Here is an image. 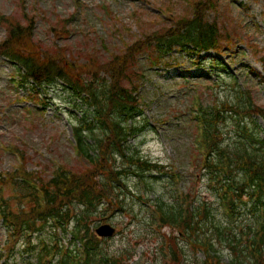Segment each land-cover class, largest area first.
<instances>
[{
	"label": "trees",
	"instance_id": "obj_1",
	"mask_svg": "<svg viewBox=\"0 0 264 264\" xmlns=\"http://www.w3.org/2000/svg\"><path fill=\"white\" fill-rule=\"evenodd\" d=\"M183 1L185 9L178 16L169 6L161 8L169 26L143 32L144 38L126 43L125 51L97 65L67 60L62 46L53 45L46 53L32 50L30 27L9 22L0 56L18 65L21 85L37 101L42 91L56 86L74 97L75 154L83 164L77 171L62 165L49 175L22 168L16 182L0 179V191L11 183L19 202L18 210H8L13 199L4 198V222L20 241L26 237L28 246L33 235L41 233L39 242L26 248L39 256L37 264L47 258L45 264H140L130 249L106 250L107 240L98 237L93 225L115 213L142 209L151 203L144 201L150 195V214L144 210L148 221L171 229L167 236L155 235L161 247L151 252L152 264H264V128L259 123L264 105L253 100L250 88L239 86V77L229 71L231 85L223 81L220 89L225 91L223 99L200 106L201 132L194 154L198 172L191 179L192 188L179 191L178 173L145 155L140 142H131L152 127L137 93L140 86L127 83L128 68L139 53L149 52L151 65H160L176 53L201 60L203 51L234 52L233 43H238L216 17H210L217 0ZM249 47L264 71V48ZM213 60L219 62L214 63L217 67L227 68L220 58ZM247 71L257 72L251 67ZM31 180L40 185L38 191ZM201 187L204 194L196 193ZM71 225L72 248L65 250L51 230ZM78 241L81 249L75 247ZM18 243L12 247V261ZM19 260L32 264L22 256Z\"/></svg>",
	"mask_w": 264,
	"mask_h": 264
},
{
	"label": "rangeland",
	"instance_id": "obj_2",
	"mask_svg": "<svg viewBox=\"0 0 264 264\" xmlns=\"http://www.w3.org/2000/svg\"><path fill=\"white\" fill-rule=\"evenodd\" d=\"M217 1L219 5L216 10L210 12V17H216L219 25L225 26L224 32H230L234 41H238L233 43L235 48L240 46L234 48V52H224L219 58L238 75L239 86L250 88L253 100L264 105V83L255 75H246L248 66L256 68L257 72L263 74L258 58L249 46L264 48V0ZM168 6L172 8L174 16H178L185 9V2L0 0V44L8 38L9 22L13 20L22 26L30 27L33 33L30 41L32 45L28 44L30 49L46 53L53 49V45L62 46L67 60L71 62L77 60L80 64L91 61L97 65L101 61L109 60L113 53L125 51L126 43H132L140 37L144 38L143 32L169 26L168 15L161 9ZM26 13L29 14L28 18H25ZM148 53H139L132 66H129L127 83L140 86L137 93L152 127L142 133L136 141L131 142L132 144L140 142L143 153L152 160L166 162L169 167L174 164L175 171L178 172L175 186L184 192L189 187L192 188L191 179L196 177L193 166L196 165L194 154L198 128L193 110L198 103L207 106L216 103L218 99H223L225 91H220L221 86L212 83V80L206 82L190 78L187 82L184 79H177L175 75L179 70L191 67L188 58H180L183 67L170 69L179 63L176 58L177 64L163 67V73L160 74L149 67ZM91 56L96 60L89 59ZM170 63H173V60ZM204 68L207 70L211 68L210 61L203 63L201 69ZM17 74L14 62L1 56L0 143L3 146L0 145V179H4L7 173H14L16 168L21 166L27 172L44 175L51 174L58 165H64L74 171L81 169L83 164L75 156L71 141V124L74 118L69 112L71 110L73 112L74 109L69 104V93L64 88L56 86L39 94V98L41 100L44 98L48 105L36 102L32 98L22 97L23 100L21 96H26L27 93L25 88L14 83ZM91 74L94 75L95 71L91 70ZM42 107L45 108V112ZM259 123L263 125L261 120ZM12 145L16 147V151L11 149ZM10 184L2 186L0 203L4 200L1 196L5 199L12 198L11 207L18 210V197H14L15 193ZM204 192V187L196 191L200 194ZM145 199L152 203L151 199L154 200V196H145ZM26 209L28 211L29 208ZM144 210L150 214L146 207H142L109 218L108 223L117 228V235L104 242L106 250L122 253L130 249L140 264L152 263L148 258L153 259L151 252L154 251L156 254L159 241L155 235L161 237V233L165 232L164 236H167L171 229L161 228L162 231L155 229L148 221ZM101 223L103 221L97 222L96 225ZM7 228L0 216V264L9 262L6 253L11 252L9 250L14 244L13 240H10L11 232ZM53 234L51 231V235ZM40 235L38 232L33 238L39 242ZM26 239L25 237L24 240ZM18 240H21L19 236ZM34 243L29 246L34 247ZM37 251L40 252V249ZM31 257L36 264L35 254Z\"/></svg>",
	"mask_w": 264,
	"mask_h": 264
},
{
	"label": "water",
	"instance_id": "obj_3",
	"mask_svg": "<svg viewBox=\"0 0 264 264\" xmlns=\"http://www.w3.org/2000/svg\"><path fill=\"white\" fill-rule=\"evenodd\" d=\"M97 232L102 236H111L115 230L110 225H102L97 229Z\"/></svg>",
	"mask_w": 264,
	"mask_h": 264
}]
</instances>
